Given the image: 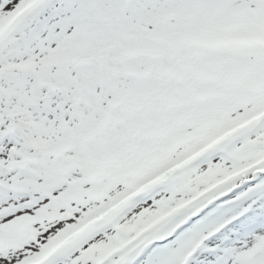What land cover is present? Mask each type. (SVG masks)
<instances>
[{
  "label": "snow or ice",
  "instance_id": "1",
  "mask_svg": "<svg viewBox=\"0 0 264 264\" xmlns=\"http://www.w3.org/2000/svg\"><path fill=\"white\" fill-rule=\"evenodd\" d=\"M0 264H264V0H0Z\"/></svg>",
  "mask_w": 264,
  "mask_h": 264
}]
</instances>
